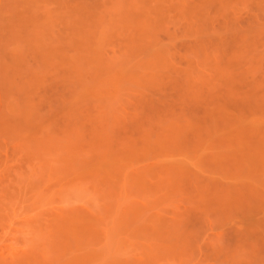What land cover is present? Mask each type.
<instances>
[{"label": "rangeland", "instance_id": "1", "mask_svg": "<svg viewBox=\"0 0 264 264\" xmlns=\"http://www.w3.org/2000/svg\"><path fill=\"white\" fill-rule=\"evenodd\" d=\"M0 264H264V0H0Z\"/></svg>", "mask_w": 264, "mask_h": 264}]
</instances>
